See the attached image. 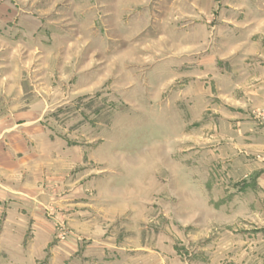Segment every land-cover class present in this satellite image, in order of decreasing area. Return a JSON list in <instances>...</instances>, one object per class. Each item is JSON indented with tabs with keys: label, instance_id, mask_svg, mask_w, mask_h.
<instances>
[{
	"label": "rangeland",
	"instance_id": "obj_1",
	"mask_svg": "<svg viewBox=\"0 0 264 264\" xmlns=\"http://www.w3.org/2000/svg\"><path fill=\"white\" fill-rule=\"evenodd\" d=\"M262 141L264 0H0V264H264Z\"/></svg>",
	"mask_w": 264,
	"mask_h": 264
},
{
	"label": "crops",
	"instance_id": "obj_2",
	"mask_svg": "<svg viewBox=\"0 0 264 264\" xmlns=\"http://www.w3.org/2000/svg\"><path fill=\"white\" fill-rule=\"evenodd\" d=\"M261 147H263L262 149H264V141H262V143H260ZM255 145H253L250 148H256L254 147ZM19 191L18 190H14L12 188H10L9 186H5L4 184L1 185L0 184V209L5 207V209L7 208V210H9L10 208H12L13 206V202L17 201L14 200L15 198H17L16 194H18Z\"/></svg>",
	"mask_w": 264,
	"mask_h": 264
}]
</instances>
